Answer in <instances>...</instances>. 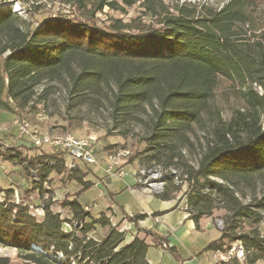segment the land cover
Wrapping results in <instances>:
<instances>
[{
	"label": "trees",
	"instance_id": "trees-1",
	"mask_svg": "<svg viewBox=\"0 0 264 264\" xmlns=\"http://www.w3.org/2000/svg\"><path fill=\"white\" fill-rule=\"evenodd\" d=\"M58 2L79 16L59 14L34 26L29 9L27 18L10 9L0 12V108L22 111L58 95L93 116H104L113 132L138 131L150 165L182 169L186 212L196 229L201 219L224 210L220 237L205 250L226 252L238 241L250 254L246 264L261 260L264 237L257 225L264 212V31L253 27L256 1L228 0L215 10L181 7L151 30L118 21L101 28L94 16L104 8L119 11L137 3L155 12L159 1ZM220 80L228 85L222 101L216 94ZM231 97L235 103L225 106ZM82 124L71 119L66 128ZM88 125L95 126L91 120ZM44 147L32 146L39 151L35 160L60 155ZM49 169H43V178ZM88 172H80L81 177ZM82 184L84 191L91 187ZM38 189L42 195L40 187L32 190ZM5 193L8 197L12 191ZM158 197L167 200L170 194ZM241 198L250 203L243 205ZM60 205L68 211L65 219L45 205L43 219L37 221L19 205L0 204V247L16 250L24 264H148L144 238L124 243V232L111 226L104 213L95 219L76 199ZM74 221L81 226L62 229ZM241 221L247 224L245 233L237 231ZM97 227L107 229L103 237ZM153 235L159 246L167 242ZM0 264L10 261L0 256Z\"/></svg>",
	"mask_w": 264,
	"mask_h": 264
},
{
	"label": "rangeland",
	"instance_id": "rangeland-1",
	"mask_svg": "<svg viewBox=\"0 0 264 264\" xmlns=\"http://www.w3.org/2000/svg\"><path fill=\"white\" fill-rule=\"evenodd\" d=\"M155 1H159L161 4V6H159V3L156 4L159 8H157L155 12L143 8L141 3H137L131 7L122 6V10L119 11L104 8L102 12L94 16V22L101 28H107L111 26L114 21H118L121 25H129L130 27L136 26L140 27L142 30H151L160 27L159 22L166 15L177 14L176 9L178 8L184 7L188 11H199L202 7H206L215 10L220 9L228 0ZM255 1L256 7H254L252 12L253 19H255L253 27L257 28V31H264V0ZM32 3H34V6ZM7 9L26 18L28 17L26 10H31L33 12L32 18L34 26L40 24L45 19L53 18L59 14L73 19L79 16L73 12L71 8L59 4L58 0H0V12L6 11ZM130 29L133 32L137 31L136 29ZM227 89V83L220 80L216 91L218 99L220 98L219 101H222V94L227 92ZM51 98L53 101H35L29 104L24 110L17 112H6L0 108V204H3L5 207H8L10 203L15 206L19 205L26 209L27 213L37 221H41L44 216L40 210L36 211L37 206L46 205L50 207L53 213L60 212L62 218L65 219L68 211L62 209L60 204L67 198L75 197L76 193H82L85 188V185L82 183H93L98 185L106 178L102 177L103 171L101 170L107 163L105 159V163L103 164L97 161L94 164L86 165L89 172L87 175L88 177L86 176L85 178L81 177L80 172L75 173L65 170L64 168L49 169L45 177L46 185L40 187L42 195H40L39 191L32 190L35 184L31 179V170L34 168L31 166L32 168L26 170L25 167L28 166V163L35 161L39 155V151L32 149V145L27 138L17 135V128L14 124L17 119L26 122L28 126L32 128H38L41 132H52L59 135L71 134L80 138L95 136L98 139L96 148L100 150L102 148L103 150L106 149L105 155L113 148H125L131 152V155L128 159H122V162L119 164V168L121 167L124 171V176L126 174L124 166L128 163L137 164V168L132 171V176L135 181L140 177L139 172L147 167H149L151 174L162 175L159 177L160 179L157 178L156 182H154V192L149 188L142 187L136 182L137 187L147 190L155 196L168 192L170 195L175 194L180 198L185 197L187 183L183 180L182 169L172 167L166 170V168H161L155 164L150 165L146 160V142L144 141V136L138 133V131L129 135L113 132L110 130V125L104 120V116H93L85 109L74 107L70 104V101H63L64 98L62 99V97L58 95H54ZM233 99L234 98L231 97L229 101H223L225 106L227 103L228 105L231 103L234 104L235 101ZM66 104H68V107ZM227 110H229L228 107L225 108V111ZM71 119L81 120L83 123L82 126L69 130V128H66L67 121ZM90 120L94 122V127L88 125ZM42 150L48 151L50 149L44 147ZM11 157H15L14 160L11 161L9 159ZM79 178H82L83 182H81ZM87 180L89 182H86ZM96 185L80 199L81 203L87 204L86 206L89 208L93 218L99 217L101 211L105 215L108 214L107 209L104 208L106 205V191L104 188L101 189ZM5 190H11L12 193L7 197ZM15 194L18 195L17 200L14 199V196H16ZM23 197L25 200L22 202L20 198ZM21 202L22 204H20ZM241 202L243 205H247L250 203V200L241 198ZM94 204H97V206L94 207ZM224 214V210L218 208L214 212L213 217L204 219L201 222L202 231H194L183 241L173 245L175 246L171 247L175 248L173 252L176 251V253L181 255L179 259L174 258V260L182 263L187 261L185 264H190V257L193 255L197 259L196 264H200L201 262L203 264H246L250 254L245 251L242 259L236 261L231 259L227 262H223L219 260L216 254L213 255L212 252H207L205 250L208 244L219 239L220 232L225 225L223 218ZM261 215L263 218L257 227L261 237H264V212H261ZM68 217L71 218V216ZM123 220L124 219H122V221ZM238 225H240V228L237 231H241V233L248 231L245 222L241 221ZM112 226L120 231L119 225ZM97 234L99 237H103L106 233L99 227L97 228ZM143 234L150 236L155 245H158L153 237V233L143 231ZM91 235L94 236V234ZM98 236L96 237L99 238ZM234 243L235 242L231 244ZM162 245H165L166 247L164 249H167L166 243ZM162 245L160 246L161 249H163ZM161 249L152 247L150 250V258L153 260L154 264H159L160 262L162 256ZM0 256L7 257L10 264H24L23 261L18 258L17 252L14 249L0 247ZM254 264H264V257Z\"/></svg>",
	"mask_w": 264,
	"mask_h": 264
},
{
	"label": "crops",
	"instance_id": "crops-1",
	"mask_svg": "<svg viewBox=\"0 0 264 264\" xmlns=\"http://www.w3.org/2000/svg\"><path fill=\"white\" fill-rule=\"evenodd\" d=\"M105 153L106 149L103 150L102 148L100 150L96 148L95 157L101 164L105 163ZM136 168V163H128L125 165L124 170L126 174L122 178H109L102 173V177L106 178L101 184L96 185L92 183L93 185L91 184L88 190L82 192L79 196L70 197L69 199H76L80 204L86 206L87 204L81 203L80 199L91 191L95 185L101 189L104 188L106 191V205L104 208L108 211L106 217L110 220V224L114 226L119 225L120 232H124V243H130L135 237L144 238L149 245L146 253V261L148 264H154L153 260L150 258V250L152 247L160 249L161 247L159 245L156 246L150 236L146 237L143 234V231L151 232L165 238L167 241V249H161L162 256L159 264H185L187 261L182 263L174 260V258L179 259L181 255L176 253V251L172 252L168 248L175 247L173 245L180 243V241H183L194 231H202L201 222L204 219L210 218L201 219L199 221V228L196 229L193 221L188 218V213L185 209V199L172 194L167 200H162L158 196L152 195L147 190L137 187L136 181L132 176V171ZM82 170L87 172L88 168L82 166ZM101 170L103 171V167ZM86 182L89 181L87 180ZM96 206L97 204H94V207ZM101 213L103 212L101 211ZM139 215H146V218L144 220H139L136 224L129 221V217ZM122 219L124 220L122 221ZM101 229L104 233L107 232V229ZM214 254L215 253H213V255ZM190 260V264H196L197 259L195 256L191 255ZM200 264L203 263L201 262Z\"/></svg>",
	"mask_w": 264,
	"mask_h": 264
},
{
	"label": "built area",
	"instance_id": "built-area-1",
	"mask_svg": "<svg viewBox=\"0 0 264 264\" xmlns=\"http://www.w3.org/2000/svg\"><path fill=\"white\" fill-rule=\"evenodd\" d=\"M17 128V135L19 137H25L29 140L33 147H49L54 151L60 153V155L54 157H41L34 161L33 168L31 170V179L35 184L33 186L42 187L45 186V178H43V169L48 167L50 169H55L60 167V164L65 170L71 172H82V166L94 164L96 160V144L98 139L95 136L88 137H75L71 134H54L52 132H41L38 128H32L22 120L17 119L14 122ZM131 155L129 150L125 148H113L107 152L106 165L103 167V173L106 177H123L124 171L119 168V164L122 159H128ZM59 159L62 160L61 163H57ZM32 168V167H28ZM140 177L136 180L142 187L149 188L154 192V182L157 178L162 175H154L150 173L149 167L143 168L139 172ZM33 189V187H32ZM47 189V188H45ZM35 191H39L35 190ZM14 199H18V195L15 194ZM38 208V209H37ZM36 211H41L44 215V206H37ZM187 209V207H185ZM85 211H89L87 206L84 207ZM220 224V223H219ZM81 226L80 221H74L71 224L64 223L62 229L64 231H71L72 229H77ZM166 246L162 245L164 249ZM215 254L218 256L220 261L227 262L231 259L240 260L244 257V249L240 242H235L231 244L226 252L217 251Z\"/></svg>",
	"mask_w": 264,
	"mask_h": 264
},
{
	"label": "bare ground",
	"instance_id": "bare-ground-1",
	"mask_svg": "<svg viewBox=\"0 0 264 264\" xmlns=\"http://www.w3.org/2000/svg\"><path fill=\"white\" fill-rule=\"evenodd\" d=\"M165 176V175H164ZM160 179V178H159ZM166 180V179H165ZM164 185V184H163Z\"/></svg>",
	"mask_w": 264,
	"mask_h": 264
}]
</instances>
